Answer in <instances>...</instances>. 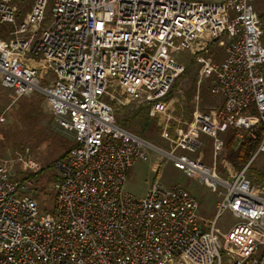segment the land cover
Returning <instances> with one entry per match:
<instances>
[{
	"label": "built area",
	"instance_id": "built-area-1",
	"mask_svg": "<svg viewBox=\"0 0 264 264\" xmlns=\"http://www.w3.org/2000/svg\"><path fill=\"white\" fill-rule=\"evenodd\" d=\"M26 17L0 40V90L16 99L38 93L73 146L52 164V213L40 210L31 181L13 180L0 161V264H264V186L247 177L264 155V40L255 0H31ZM51 2L50 21L45 12ZM12 0H0V23L14 25ZM223 47L204 64L209 93L221 103L195 111L187 133L165 151L116 123L115 95L163 112L184 67L164 48L191 54ZM49 71L52 77L49 76ZM235 139L258 141L238 171L223 178L195 154L199 136L219 125ZM165 156L189 179L216 190L211 221L179 186L153 182L144 197L126 191L135 160ZM201 158V157H200ZM40 169L28 151L18 157ZM261 188V189H259ZM233 219L217 228L224 214ZM207 226V230H205Z\"/></svg>",
	"mask_w": 264,
	"mask_h": 264
},
{
	"label": "rangeland",
	"instance_id": "rangeland-1",
	"mask_svg": "<svg viewBox=\"0 0 264 264\" xmlns=\"http://www.w3.org/2000/svg\"><path fill=\"white\" fill-rule=\"evenodd\" d=\"M12 1L17 12L21 11L23 20L32 2L29 0H24L22 3ZM252 7L259 17L264 34V0H255ZM50 9L51 2L48 3L45 21L41 24V28L50 21ZM17 25V21L14 25L0 23V30L5 29V32L0 33V40L8 39ZM162 52L170 55L184 67L183 73L174 82L172 90L163 101L165 103L163 112H154L151 106L127 101L125 93L121 96L115 95L114 101H109L108 98H104V101L112 105L114 118L118 125L128 122L130 132L138 135L143 133L141 136L146 141L162 150L169 151L174 146V142L190 129L195 111L205 112L207 108L221 103L222 99L219 95L210 96L209 87L212 76L204 74L203 68L206 62H220L224 51L223 47L211 45L206 56L201 53L193 55L191 52H184L177 46L171 49L164 48ZM49 76L52 77L50 71ZM11 101L10 92L0 90V161L6 166L13 179L22 183L27 180L31 181V196L35 198L40 210L45 214H51L54 202L52 184L55 178L52 164L68 149L72 139L54 123L42 95L35 93L18 98L14 103ZM33 103L35 105H32ZM224 129L225 127L220 124L219 132ZM199 138L202 147L198 152L191 154L178 149L176 154L200 159L208 167L214 168L216 174L223 178L239 170L221 157L219 133L215 139L201 135ZM25 151H28L31 158L39 164V170L28 172L22 167L18 157ZM147 155V161H134L127 178L126 191L135 197H144L153 182H159L164 187L179 186L198 201L199 217L203 221H211L215 213L213 207L218 200L216 190L187 178L175 169L165 156L155 151H148ZM251 164V168L248 167L246 172L247 177L253 181L254 177L259 174L263 177L262 181L252 183L257 187L264 186V155L257 157ZM34 174L37 175L35 178L27 179ZM233 222V219L226 213L218 219L217 228L225 231L232 226Z\"/></svg>",
	"mask_w": 264,
	"mask_h": 264
},
{
	"label": "trees",
	"instance_id": "trees-1",
	"mask_svg": "<svg viewBox=\"0 0 264 264\" xmlns=\"http://www.w3.org/2000/svg\"><path fill=\"white\" fill-rule=\"evenodd\" d=\"M15 1L22 3L24 0H15ZM29 1H31V0H29ZM30 8H29V11H30ZM21 18H22V14H21V11H19L16 14L17 23L22 21ZM3 32H5V29L1 28L0 33H3ZM262 71L264 74V66L262 67ZM210 96H212V95L210 94ZM212 97H214V96H212ZM32 105H35V103H33ZM121 126L124 129L129 131L128 122L125 124H121ZM218 133H219V137L221 138L220 139L221 140V157L223 159L227 160L228 162H230L234 167L239 168V169L242 168L248 162L251 154L257 149L258 141H256L254 144H250V141L245 138V139L241 140L240 142H237L235 139V131L230 130L229 128H226V127L223 131H220V132L218 131ZM136 135H138V134L136 133ZM141 135H143V133L139 134L138 136L143 138ZM72 146H73V142L68 147V149L58 159H64L68 150ZM250 165L252 166V164H250ZM251 166H249V168H251ZM129 173H130V171H129ZM36 176H37L36 174L30 175L29 177H27V179H30V178L32 179V178H35ZM262 179H263V177L258 174L257 176L254 177V179H253V181H251V183L252 182H254L255 184L260 183L262 181ZM13 180H15V179H13ZM34 194H37V193L34 192ZM53 204H54V202H53Z\"/></svg>",
	"mask_w": 264,
	"mask_h": 264
},
{
	"label": "crops",
	"instance_id": "crops-1",
	"mask_svg": "<svg viewBox=\"0 0 264 264\" xmlns=\"http://www.w3.org/2000/svg\"><path fill=\"white\" fill-rule=\"evenodd\" d=\"M217 101H218V100H217ZM216 202H217V201H216ZM215 204H216V203H215ZM214 207H215V205H214ZM214 207H213V208H214Z\"/></svg>",
	"mask_w": 264,
	"mask_h": 264
}]
</instances>
